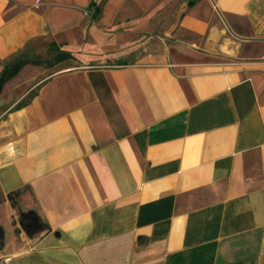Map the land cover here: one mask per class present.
I'll return each mask as SVG.
<instances>
[{
	"label": "crops",
	"instance_id": "1",
	"mask_svg": "<svg viewBox=\"0 0 264 264\" xmlns=\"http://www.w3.org/2000/svg\"><path fill=\"white\" fill-rule=\"evenodd\" d=\"M19 56L0 264H264V0H0Z\"/></svg>",
	"mask_w": 264,
	"mask_h": 264
},
{
	"label": "trees",
	"instance_id": "2",
	"mask_svg": "<svg viewBox=\"0 0 264 264\" xmlns=\"http://www.w3.org/2000/svg\"><path fill=\"white\" fill-rule=\"evenodd\" d=\"M101 5H102V1L100 4H95V3H91L87 9V11H91V18L94 20V19H97V17L99 16L100 14V11H101ZM192 3H189V6H191ZM72 58V55L69 53V52H66V51H59L57 52L55 55L52 56V60L55 61V62H61V61H64V60H68ZM30 62L27 58H24L22 56H19L17 58V60L11 64L10 66L6 67L3 72L0 74V84L5 81L6 79L8 78H11L13 77L17 72L18 70L20 69L21 66H23L24 64ZM25 102L21 103V105H24Z\"/></svg>",
	"mask_w": 264,
	"mask_h": 264
},
{
	"label": "rangeland",
	"instance_id": "3",
	"mask_svg": "<svg viewBox=\"0 0 264 264\" xmlns=\"http://www.w3.org/2000/svg\"><path fill=\"white\" fill-rule=\"evenodd\" d=\"M49 51L51 52L49 54ZM52 48L51 46L41 40H37L30 44L29 59L33 60L36 58H51Z\"/></svg>",
	"mask_w": 264,
	"mask_h": 264
},
{
	"label": "water",
	"instance_id": "4",
	"mask_svg": "<svg viewBox=\"0 0 264 264\" xmlns=\"http://www.w3.org/2000/svg\"><path fill=\"white\" fill-rule=\"evenodd\" d=\"M40 228V227H39ZM40 229H42V228H40ZM3 235H4V233H3V229H2V227L0 226V238L2 239L3 238ZM2 244H3V242H2Z\"/></svg>",
	"mask_w": 264,
	"mask_h": 264
},
{
	"label": "clouds",
	"instance_id": "5",
	"mask_svg": "<svg viewBox=\"0 0 264 264\" xmlns=\"http://www.w3.org/2000/svg\"><path fill=\"white\" fill-rule=\"evenodd\" d=\"M10 154H12V153H10Z\"/></svg>",
	"mask_w": 264,
	"mask_h": 264
}]
</instances>
